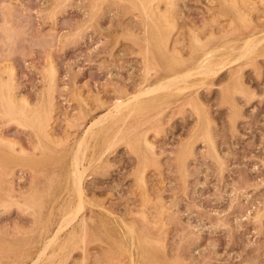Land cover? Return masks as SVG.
Wrapping results in <instances>:
<instances>
[{
    "label": "rangeland",
    "instance_id": "374dc122",
    "mask_svg": "<svg viewBox=\"0 0 264 264\" xmlns=\"http://www.w3.org/2000/svg\"><path fill=\"white\" fill-rule=\"evenodd\" d=\"M215 1L158 0L155 15L149 17L137 0H0V81L7 78L18 102L28 100L29 110L49 111L45 135L37 127L10 120L0 103V264H264V55L259 52L243 55L187 97L169 89L150 94L155 100L139 116L151 149L142 133H122L108 147L110 134L100 128L111 117L103 120L88 140L94 148L83 147L85 167L90 163L84 180L88 202L77 220L59 232L63 239L66 230L79 227L76 242L59 248L60 257V250L56 253L61 239L33 261L65 212L75 208L70 163L87 125L117 98L160 78L174 56L189 57L194 32L209 39L213 33L264 29V0ZM234 8L242 10L244 20ZM248 16L253 17L250 23ZM155 19L162 34L170 32L167 49L157 44L161 33L154 32ZM47 67L56 71L53 84ZM14 154H21V161ZM35 189L42 190L40 215L23 205ZM48 253L56 256L52 259Z\"/></svg>",
    "mask_w": 264,
    "mask_h": 264
},
{
    "label": "bare ground",
    "instance_id": "6f19581e",
    "mask_svg": "<svg viewBox=\"0 0 264 264\" xmlns=\"http://www.w3.org/2000/svg\"><path fill=\"white\" fill-rule=\"evenodd\" d=\"M59 1V0H58ZM130 1V0H129ZM158 0H137V2H138V4L142 7V9H143V11L147 14V16H152V15H155V10L154 9H156V2H157ZM167 1V0H166ZM216 1H219V0H216ZM216 1H215V4H216ZM226 1H228V0H226ZM242 1H244V0H242ZM251 1H254L253 3H255V0H251ZM260 1V0H259ZM134 2V1H133ZM229 2H231V1H229ZM232 2H233V0H232ZM261 2H262V0H261ZM219 3V2H218ZM234 3V2H233ZM232 3V4H233ZM133 4V3H132ZM131 4V5H132ZM167 4V3H166ZM222 4V3H221ZM230 5H231V3H229ZM235 4H236V2H235ZM242 5L244 4V6H245V3H241ZM240 4V5H241ZM247 4V3H246ZM252 4V3H251ZM136 5V4H135ZM170 5H173V4H170ZM176 5V4H175ZM214 5V4H213ZM219 5H220V3H219ZM132 6H134V4L132 5ZM137 6V5H136ZM160 6V5H159ZM212 6V5H211ZM251 6H253L254 7V4H252ZM165 7H167V6H165ZM249 7V6H248ZM176 8V7H175ZM174 8V9H175ZM245 8V7H244ZM252 8V7H251ZM250 8V9H251ZM167 10H170V9H172V8H170V9H168V8H166ZM212 9V8H211ZM216 9V8H215ZM220 9V8H219ZM236 8H234V11H238V15L240 14V16H238V18L240 17L241 18V20H244L243 19V17L244 16H242L241 15V9L240 8H237L236 10H235ZM253 9V8H252ZM251 9V10H252ZM173 10V9H172ZM171 10V11H172ZM176 10V9H175ZM174 10V11H175ZM217 10V9H216ZM246 10H248V9H246ZM141 11V10H140ZM253 11V10H252ZM157 12V11H156ZM159 12V11H158ZM160 12H162V11H160ZM160 12H159V14H160ZM173 12V11H172ZM215 12V11H214ZM247 12V11H246ZM164 14H165V12H163ZM174 13V12H173ZM176 13V12H175ZM237 13V12H236ZM245 13V12H244ZM250 13H251V11H250ZM146 14H144V16L146 15ZM166 14H168L167 12H166ZM169 14H171V12H169ZM246 14V13H245ZM244 14V15H245ZM262 14V13H261ZM157 15V14H156ZM162 15V18H163V14H161ZM172 15V14H171ZM212 15V14H211ZM210 15V16H211ZM222 15V14H221ZM255 15V14H254ZM263 15V14H262ZM165 16H167V15H165ZM170 16V15H169ZM168 16V17H169ZM209 16V17H210ZM143 17V16H142ZM146 17V16H145ZM145 17H143V20H144V18ZM156 17H158V16H156ZM159 17H161V16H159ZM158 17V18H159ZM213 17V16H212ZM212 17H210V18H212ZM216 17V16H215ZM226 17V16H225ZM245 17H246V15H245ZM257 16L255 15L254 16V18H256ZM167 18V17H166ZM214 18V17H213ZM213 18H212V20H213ZM237 18V17H236ZM247 18H249V16L247 17ZM253 18V17H252ZM251 18V19H252ZM260 18H262V17H260ZM165 19V18H164ZM163 19V22L165 23V20ZM169 19H170V17H169ZM168 19V20H169ZM230 19H231V17H230ZM246 19V18H245ZM251 19L249 18V20L250 21H248V20H246L247 22H251ZM263 19V18H262ZM161 20V19H160ZM167 20V21H168ZM178 20V19H177ZM207 20H208V18H207ZM209 20H211V19H209ZM208 20V21H209ZM232 20H233V18H232ZM255 20V19H254ZM142 21V20H141ZM166 21V22H167ZM170 21H172V20H170ZM194 21V20H193ZM221 21V20H220ZM152 22V21H151ZM153 22H154V28H155V30H154V32H159L160 31V35L157 37V40H158V46H160V47H165L166 49L168 48V42H169V35H170V32H169V30H166V32H165V34H162V32H161V27L159 26V24H158V19H155V20H153ZM160 22H162V20L160 21ZM178 22V21H177ZM214 22V21H213ZM223 22V21H222ZM227 22V21H226ZM234 22V21H233ZM171 23V22H170ZM192 23V22H191ZM208 23V22H207ZM221 23V22H220ZM232 23V22H231ZM258 23V22H257ZM203 24V23H202ZM201 24V25H202ZM206 24V23H205ZM209 24V23H208ZM229 24V23H228ZM240 24V23H239ZM243 24V23H242ZM148 25V24H147ZM162 25V24H161ZM166 25V24H165ZM177 25V24H176ZM192 25V24H191ZM210 25V24H209ZM214 25V24H213ZM225 25V24H224ZM223 25V26H224ZM171 26H172V24H171ZM195 26V25H194ZM206 26V25H205ZM216 26V25H215ZM219 26V25H218ZM256 26V25H255ZM180 27V26H179ZM145 28V27H144ZM191 29H194V28H192V27H190ZM198 28V27H197ZM202 29L204 28V25H203V27H201ZM150 29V28H149ZM180 29V28H179ZM196 29V28H195ZM205 29H206V27H205ZM211 29V28H210ZM216 29V28H215ZM218 29V28H217ZM216 29V30H217ZM151 30V29H150ZM182 30V29H181ZM220 30V29H219ZM222 30V29H221ZM225 30V29H224ZM146 31V30H145ZM144 31V32H145ZM177 31V30H176ZM190 30H188V32H189ZM202 31V30H201ZM205 31V30H204ZM150 32V31H149ZM152 32V31H151ZM178 32V31H177ZM183 32V31H182ZM193 32V31H192ZM200 32V31H199ZM211 32V31H210ZM219 32V31H218ZM191 33V32H190ZM189 33V34H190ZM205 33V32H204ZM152 34V33H151ZM207 34V33H206ZM209 34H211V33H209ZM192 35V34H191ZM204 36H206V35H204ZM207 36H209V35H207ZM173 37V36H172ZM191 37H193L192 39V45H191V47H192V50H191V53H190V56L189 57H187V58H185V57H183L181 54H178V56L176 57V56H174V58H173V60H174V62L172 63V65H170V64H168V65H170V67H168L169 68V70L168 71H166L164 74H162L161 76H160V78H158L157 80H155V81H153V82H151V83H149V84H147L146 86H143V87H140L139 89H137L135 92H133V93H129V94H126V95H124V97H119V98H117L116 99V101L109 107V108H107L106 109V111H105V113H103V114H99V115H101V116H99V117H96L95 119H93L88 125H87V128L85 129V131H84V133H83V135H81V137H80V139H78L77 140V144H76V150L74 151V154H73V158H72V162L70 163L71 165H70V176H71V186H72V189L76 192L75 194H77V202H76V205L74 204V203H72V204H74L75 206V208H74V210H72V211H70V207H69V209H68V207L66 208V209H68L67 211L69 212V213H67V212H65L66 214H67V216H65V218H64V220H62V222H61V220H60V222H61V224H60V222L58 223V225H60V226H58V229L55 231V232H53V234H51V236H49L47 239H45L44 241H43V243L41 244L42 246H41V248H40V250H39V252H38V254H37V258H35L36 260H33L34 262L36 261L37 262V260H39V259H41V258H43V256L45 255V253H46V251H47V249L50 247V246H52V245H54L55 243H56V246H57V242H59L62 238H60V234H59V232L61 231V229L62 228H65V226H67V225H69L73 220H75L76 219V217L78 216V214L80 213V212H82V210L84 209V207H85V204H86V202H88V201H86V199H85V188H84V180H85V170H86V167H88L89 165L88 164H90V163H88L87 165H86V167H85V163H84V161H85V159H86V157H87V155H86V153H85V149H83V147L86 145V148L87 147H90L89 146V141L88 140H90V138H91V135H93V133L96 131V127L99 125V124H101L102 123V121L103 120H106V118L107 117H111L110 119V121L108 122V123H106V124H104L100 129H101V131L104 133V134H107V135H109L110 134V136H109V139H108V147H112L113 145H115L117 142H118V140L122 137V133H124V134H127V135H132V134H141L142 132L140 131V125H141V123H142V119H140V114H142V113H144V110L147 108L146 107V104L147 103H149V102H151V101H154L155 99H153L152 98V100H151V98H149V96H151V95H153L152 93L155 91L156 92V90H157V92H158V90H161V89H163V91H164V89L166 90V89H169V90H172L174 93H176V94H181L182 96H184V97H187V96H189L192 92V90L191 89H193L194 87H196V86H201L202 84H205L206 83V81L208 80V78L210 77V78H214V77H216V76H218V75H220L222 72H223V70L225 69V68H228L229 67V64H231V63H233V62H237L239 59L241 60V58H243L244 56H245V54H246V57L247 56H249V54L252 52H259L260 54H263L264 55V29H262V30H259V29H252V30H249V31H245V30H241V31H236V32H234V33H222V34H220V35H217V34H215V33H213V34H211L210 35V37L211 38H209V39H203L202 37H200V35L198 34V33H193V36H191ZM185 38V37H184ZM214 38H216V40L215 41H213L212 42V40L214 39ZM144 39V38H143ZM143 39H141V40H143ZM150 39H151V37H150ZM145 40V39H144ZM182 40H183V38H182ZM190 40H191V38H190ZM175 41H177V40H175ZM175 41H173V42H175ZM171 42H172V40H171ZM185 42V41H184ZM191 42V41H190ZM190 42H188V44L190 43ZM146 43V42H145ZM149 43V42H148ZM175 44H177V43H175ZM179 44V43H178ZM177 44V45H178ZM180 44H182V43H180ZM174 45V44H173ZM182 46V45H181ZM171 47V46H170ZM189 47V46H188ZM183 48H184V45H183ZM160 49V48H159ZM179 49V48H178ZM181 49V48H180ZM174 50H176V49H174ZM152 51V50H151ZM182 51V50H181ZM180 50H179V52H181ZM177 52V51H176ZM179 52H177V53H179ZM248 53V54H247ZM146 54V53H145ZM232 54H238L237 55V57L236 58H234V59H230L229 57H230V55H232ZM240 55V56H239ZM244 55V56H243ZM163 56V55H162ZM185 56V55H184ZM243 56V57H242ZM241 57V58H240ZM169 58V57H168ZM245 58V57H244ZM258 59V58H257ZM6 62V64H7V61H5ZM154 62V61H153ZM53 63V62H52ZM156 63V62H155ZM51 64V63H50ZM154 64V63H153ZM2 66H3V64H1ZM158 65V64H157ZM50 66V65H49ZM159 67V66H158ZM231 67V66H230ZM48 68L50 69V67H47V73H48V76H49V80H50V84H53V81H54V75H55V73H56V71H54V69L51 67V69L48 71ZM146 68V67H145ZM151 68V67H150ZM160 68V67H159ZM259 68V67H258ZM4 69V68H3ZM6 70V69H5ZM145 70V69H144ZM166 70V69H165ZM13 71V70H12ZM1 72V71H0ZM5 72V71H4ZM163 72V71H162ZM230 72H231V70H230ZM46 73V74H47ZM145 73V72H144ZM147 73V75L149 74V72H146ZM239 73V72H238ZM153 74V73H152ZM231 75V74H230ZM3 77V76H2ZM7 77V76H6ZM10 77V76H9ZM12 77V76H11ZM145 77V76H144ZM44 78H45V76H44ZM3 79V78H2ZM6 80H2V81H0V98H1V101H0V103H1V108H2V111H3V113L6 115V116H8V117H10V120L12 119V120H15V121H17L18 123H20V124H18V125H21V124H23V125H32V126H34V127H37L38 129H40L45 135H48V130H47V127H48V124H49V111H48V109L47 108H44V109H42L41 108V106H43V104L41 105L40 104V108H41V110H29L28 109V107H27V105H28V103L29 102H27L28 100H24L23 101V99L24 98H22V100L21 101H19L18 102V100H17V98L15 97V95H14V93H13V87H12V84L9 82V80L7 79V78H5ZM144 79V78H143ZM1 80V79H0ZM8 80V81H7ZM232 80H233V78H232ZM149 81V80H148ZM242 81V80H241ZM12 82V81H11ZM47 83V82H46ZM45 83V84H46ZM143 85V84H142ZM50 86V85H49ZM53 86V85H52ZM141 86V85H140ZM50 88V87H49ZM52 88H54V87H52ZM230 88H232V86L230 87ZM17 89V88H16ZM226 89V91L229 89V86L227 87V88H225ZM233 89V88H232ZM231 89V90H232ZM196 90V89H195ZM54 91V90H53ZM125 91H127V90H125ZM163 91H161V93L163 92ZM171 91V92H172ZM233 91V90H232ZM48 92V91H47ZM47 92H44V93H47ZM154 92V93H155ZM15 93H17V92H15ZM125 93V92H124ZM126 93H128V92H126ZM159 93H160V91H159ZM166 93V92H165ZM226 93V92H225ZM151 94V95H150ZM231 94H232V92H231ZM230 94V95H231ZM18 95V94H17ZM98 95V94H97ZM97 95H96V97H97ZM164 95V94H163ZM197 95V94H196ZM202 95V94H201ZM227 95V94H226ZM51 96H52V94H51ZM157 96V95H156ZM21 97V96H20ZM25 97V96H24ZM42 97V96H41ZM44 97V96H43ZM48 97V96H47ZM81 99H84L83 97H81V95L79 96ZM162 97H164V96H162ZM198 97V96H197ZM98 98H100V96L98 97ZM199 98V97H198ZM26 99V98H25ZM48 99H49V97H48ZM188 99V98H187ZM52 100V99H51ZM51 100H50V102H51ZM96 100V99H95ZM99 100V99H98ZM200 100V99H199ZM23 101V104H20L21 102ZM43 101V100H42ZM82 101V100H81ZM48 102V101H47ZM56 102V101H55ZM54 102V103H55ZM44 103V102H43ZM53 103V102H52ZM83 104H84V102H82ZM98 103H99V101H98ZM203 103V102H202ZM204 104V103H203ZM54 105V104H53ZM90 105V104H89ZM84 106H86V105H84ZM84 106H82V107H84ZM97 106V105H96ZM101 106V105H100ZM106 106V105H105ZM34 107V106H33ZM37 107V106H36ZM56 107V106H55ZM203 107H204V105H203ZM38 108V107H37ZM53 108V107H52ZM51 108V109H52ZM85 109H86V107H84ZM99 108V107H98ZM195 108L198 110V111H200L199 110V107L197 106H195ZM94 109H95V107H94ZM53 110V109H52ZM100 110V109H99ZM149 110V109H148ZM205 110V109H204ZM53 112V111H52ZM81 112V111H80ZM88 112V111H87ZM174 112V111H173ZM202 112V111H201ZM89 113V112H88ZM166 114V113H165ZM207 114V113H206ZM205 114V115H206ZM204 115V114H203ZM55 115L53 114V117H54ZM83 116V115H82ZM98 116V115H97ZM207 116V115H206ZM76 117V116H75ZM209 117V116H208ZM203 118H205L206 119V117H203ZM131 119V120H130ZM199 120V119H198ZM68 121V120H67ZM89 121V120H88ZM163 122V121H162ZM204 122L205 123H207V121L206 120H204ZM15 123V122H14ZM68 123V122H67ZM165 123V122H164ZM203 123V122H202ZM70 124V123H69ZM204 124V123H203ZM71 125H73V124H71ZM102 125V124H101ZM22 126V125H21ZM151 126V125H150ZM29 127V126H28ZM31 127V126H30ZM37 129V130H38ZM77 129V128H76ZM211 130V129H210ZM100 131V132H101ZM147 131V130H146ZM145 130H144V132L142 133V135H141V139L143 140V142L148 146V147H150V149H151V147H152V142L150 141V139L146 136V134H145V132H146ZM150 131V130H149ZM195 131V130H194ZM193 131V132H194ZM201 131H202V129H201ZM1 132V131H0ZM50 132V131H49ZM52 132H53V130H52ZM52 132H50V133H52ZM192 132V133H193ZM2 133V132H1ZM54 133V132H53ZM147 133V132H146ZM156 133V132H155ZM55 134V133H54ZM97 134H98V132H97ZM202 134H204V133H202ZM50 135V134H49ZM37 136V135H36ZM43 136V135H42ZM205 136V135H204ZM209 136V135H208ZM55 137V136H54ZM59 137V136H58ZM62 137V136H61ZM67 137V136H66ZM53 138V137H52ZM57 138V137H56ZM64 138H65V136H64ZM132 138H134V136L132 137ZM198 138V137H197ZM207 138V137H206ZM205 138V139H206ZM1 139V138H0ZM3 139V138H2ZM6 139V138H5ZM9 139V138H8ZM45 139V138H44ZM63 139V138H62ZM141 139H139V140H141ZM7 140V139H6ZM39 140V139H38ZM71 140V139H70ZM95 140V139H94ZM138 140V141H139ZM49 141V140H48ZM48 141H47V143H48ZM59 141V140H58ZM62 141V140H61ZM65 141H66V139H65ZM73 141H75V139L73 140ZM133 141V140H132ZM194 141V140H193ZM195 141H196V139H195ZM15 142V141H14ZM55 142V141H54ZM60 142V141H59ZM72 142V141H71ZM215 142V141H214ZM19 143V142H18ZM38 143H39V141H38ZM51 143V142H50ZM57 143V142H56ZM194 143V142H193ZM209 143V142H208ZM17 144V143H16ZM15 144V145H16ZM59 144H61V143H59ZM73 144H74V142H73ZM72 144V145H73ZM94 144V143H93ZM92 144V145H93ZM127 144V143H126ZM11 147H13V143L11 142L10 144H9ZM44 145V144H43ZM72 145H70V146H72ZM191 145V144H190ZM33 146H34V144H33ZM49 146V145H48ZM91 147H93V146H91ZM90 147V148H91ZM132 147V146H131ZM155 147V146H154ZM20 148H23V147H20ZM94 148V147H93ZM96 148H97V145H96ZM213 148V147H212ZM14 149V148H13ZM88 149V148H87ZM92 149V148H91ZM108 149V148H107ZM106 149V150H107ZM133 149V148H132ZM186 149V148H185ZM215 149V148H214ZM213 149V150H214ZM19 150H21V149H19ZM24 151H25V149H23ZM23 150H21V151H23ZM5 151V150H4ZM23 151V152H24ZM70 151H72L71 149H70ZM69 151V152H70ZM137 151V150H136ZM187 151V150H186ZM0 152H1V150H0ZM37 152V151H36ZM42 152V151H41ZM88 152V151H87ZM94 152V151H93ZM93 152L91 153V155L93 154ZM105 152V151H104ZM141 152V151H140ZM1 153H3V152H1ZM10 153V152H9ZM12 153V152H11ZM10 153V154H11ZM21 153V152H20ZM45 153V152H44ZM102 153V152H101ZM4 154H8V153H4ZM3 154V155H4ZM17 154V153H16ZM16 154H14V156L16 155ZM37 154H39V153H37ZM68 154V153H67ZM90 154V153H89ZM156 154V153H155ZM158 154V153H157ZM20 155V157H22V155L21 154H19ZM59 155V154H58ZM186 155V154H185ZM8 156H10L8 159H10L11 157H13V156H11V155H9L8 154ZM24 156V155H23ZM35 156V155H34ZM34 156H33V158H34ZM57 156V155H56ZM61 156V155H60ZM62 156H64L63 154H62ZM69 156V155H68ZM101 156V155H100ZM1 157V156H0ZM18 158V157H16L15 156V158H17V159H20V161H21V159L22 158ZM107 157V156H106ZM138 157H139V154H138ZM152 157V156H151ZM4 158V157H3ZM14 158V159H15ZM25 158V157H24ZM27 158H28V156H27ZM26 158V159H27ZM89 158H91V157H89ZM89 158H87V159H89ZM100 158V157H99ZM1 159H2V157H1ZM6 159V158H5ZM12 159V158H11ZM30 160L32 159V157H30L29 158ZM28 159V160H29ZM51 159H53V157L51 158ZM55 159V158H54ZM57 159V158H56ZM92 159V158H91ZM91 159H89V160H91ZM94 159V158H93ZM107 159V158H106ZM40 160V159H39ZM71 160V159H70ZM89 160L87 161V162H89ZM2 161H3V159H2ZM16 161V160H15ZM27 161V160H26ZM91 161H93V160H91ZM90 161V162H91ZM182 161H183V159H182ZM6 162V161H5ZM11 162V161H10ZM28 162V161H27ZM30 162V161H29ZM31 162H33L32 160H31ZM31 162L29 163V164H31ZM67 162V161H66ZM86 162V163H87ZM7 163V162H6ZM6 163H5V166H6ZM4 164V163H3ZM10 164V163H9ZM8 164V165H9ZM35 164H37L38 165V163H35ZM66 164V163H65ZM0 165H2V162L0 163ZM36 165V166H37ZM107 165V164H106ZM184 165H185V163H184ZM10 166H11V164H10ZM41 166H43L44 167V165H41ZM45 166H46V164H45ZM62 166V165H61ZM69 167V166H68ZM67 167V168H68ZM94 167V166H93ZM57 168V167H56ZM184 168V167H183ZM46 170V169H45ZM48 170V169H47ZM67 170V169H66ZM32 171V170H31ZM49 171V170H48ZM63 171H64V169H63ZM63 171H62V173H63ZM89 171V170H88ZM50 172V171H49ZM67 172V171H66ZM68 174V173H67ZM64 175V174H63ZM41 176H42V174H41ZM60 176H61V174H60ZM59 176V177H60ZM8 177H10V175L8 176ZM34 179V178H33ZM32 179V180H33ZM59 179V178H58ZM63 179V178H62ZM68 179H69V176H68ZM5 180V179H4ZM70 180V179H69ZM53 181V180H52ZM66 181V180H65ZM58 185H59V183L58 182H56ZM142 183H144L143 181H142ZM141 183V184H142ZM5 184V183H4ZM8 184V183H7ZM42 184V183H41ZM40 184V185H41ZM2 185V184H1ZM56 185V184H55ZM54 185V186H55ZM62 185H64V184H62ZM6 186V185H5ZM42 187H43V185H41ZM144 187H145V184L143 185ZM7 187H8V185H7ZM60 187V186H59ZM59 187H57V188H59ZM12 188V187H11ZM8 189V188H7ZM15 189V188H14ZM13 189V190H14ZM53 189V188H52ZM56 189V188H55ZM61 189V188H60ZM71 189V190H72ZM11 190V189H10ZM12 190V191H13ZM16 190V189H15ZM32 190V189H31ZM51 191H53V190H51ZM57 191V190H56ZM41 192H42V190H33V192L31 193V194H29V195H27L25 198H24V202H23V205H27L28 206V208L29 207H32V208H34V209H36L35 211L37 212V213H39L38 215H40V213H41V208L43 207V202H42V195H41ZM70 192V191H69ZM72 192V191H71ZM86 192H87V190H86ZM47 194H50V193H47ZM52 194V193H51ZM73 193H71L70 195H72ZM11 195V194H10ZM52 195H54V194H52ZM51 195V196H52ZM64 195V194H63ZM86 197H88V196H86ZM47 198H48V196H47ZM53 198V197H52ZM68 198H69V196H68ZM72 197H70V199H71ZM9 199H11V198H9ZM18 199V198H17ZM56 199H58V197H56ZM48 200V199H47ZM61 200V202H62V199H60ZM73 199H71V201H72ZM52 201V200H51ZM66 201H67V198H66ZM69 201V200H68ZM68 201H67V203L66 204H71V203H68ZM145 203V202H144ZM50 204V203H49ZM59 204V203H58ZM60 205V204H59ZM58 205V206H59ZM105 205V204H104ZM57 206V207H58ZM64 206V205H63ZM63 206H61L62 207V210H63V208L65 209V207H63ZM66 206V205H65ZM73 206V205H72ZM132 206V205H131ZM10 207V206H9ZM99 207V206H98ZM133 207H134V205H133ZM136 207V206H135ZM26 208V207H25ZM49 208V207H48ZM107 208V207H106ZM129 208H132V207H129ZM49 209H52V208H49ZM48 209V210H49ZM87 209V208H86ZM105 209V208H104ZM133 209H135V208H133ZM47 210V209H46ZM60 210V209H59ZM107 210V209H106ZM29 211V210H28ZM57 211V210H56ZM64 211H66V210H64ZM87 211V210H86ZM108 211V210H107ZM126 211V210H125ZM55 212V211H54ZM111 212V211H110ZM143 212V211H142ZM31 213V212H30ZM59 213V212H58ZM91 213H93V212H91ZM46 213H44V215H45ZM97 214V213H96ZM124 214H126V213H124ZM135 214H137V213H135ZM149 214V213H148ZM113 215V214H112ZM129 215V214H128ZM127 215V216H128ZM140 215V214H139ZM56 216V215H55ZM63 216V217H64ZM82 216H84V215H82ZM125 216V215H124ZM155 216V215H154ZM45 217V216H44ZM43 217V218H44ZM85 217V216H84ZM107 217V216H106ZM118 217V216H117ZM143 217V216H142ZM150 217H152V215L150 216ZM43 218H41L42 220H43ZM79 218V217H78ZM114 218V217H113ZM118 218H121V217H118ZM153 218V217H152ZM35 219V218H34ZM142 219V218H141ZM77 220V219H76ZM84 220V219H83ZM143 220V219H142ZM116 221V220H115ZM121 221L122 222H124L122 219H121ZM144 221V220H143ZM80 222V221H79ZM82 222V221H81ZM84 222V221H83ZM120 222V221H119ZM118 222V223H119ZM121 222V223H122ZM131 222V221H130ZM35 223V222H34ZM44 223V222H43ZM102 223V222H101ZM148 223V222H147ZM41 224V223H40ZM153 224V223H152ZM38 225V224H37ZM57 225V224H56ZM76 225V224H75ZM74 225V226H75ZM80 225V224H79ZM82 225V224H81ZM110 225V224H109ZM114 225V224H113ZM48 226V225H47ZM71 226V225H70ZM157 226V225H156ZM56 227V226H55ZM78 227V226H77ZM84 227V226H83ZM120 227V226H119ZM124 227V226H123ZM68 228V227H67ZM79 228V227H78ZM78 228L76 229V227L72 230V228H71V232H66L65 231V233H67L66 234V236L61 240L62 242H60L59 243V245H62V246H58V249H57V253H58V250H60L59 248H65V246H66V244H68L69 242H73V243H75L76 242V238H77V235H79V233L77 232V230H78ZM38 229V228H37ZM43 229V228H42ZM117 229V228H116ZM121 229V228H120ZM39 230H40V227H39ZM79 230H80V228H79ZM78 230V231H79ZM64 231V230H63ZM38 232V231H37ZM36 232V233H37ZM121 232H122V230H121ZM34 233V232H33ZM39 234V233H38ZM38 234L36 235V236H38ZM63 234H64V232H63ZM125 234V233H124ZM48 235V234H47ZM46 235V236H47ZM122 235V234H121ZM29 236V235H28ZM33 236V235H32ZM63 236V235H62ZM61 236V237H62ZM86 236V232H84V230H82V233H81V235H80V237L81 238H84ZM124 236V235H123ZM25 238V237H24ZM41 238H39L38 240H40ZM118 239V238H117ZM119 239H120V237H119ZM137 239V238H136ZM2 240V239H1ZM43 240V239H42ZM81 242L83 243V240L81 239ZM32 243H33V241H32ZM81 243V244H82ZM37 244V243H36ZM126 244V243H125ZM141 244H142V242H141ZM24 245V244H23ZM39 245V244H38ZM151 245V244H150ZM21 246V245H20ZM146 246V245H145ZM155 246V245H154ZM161 246H164V245H161ZM36 247V246H35ZM148 247H149V245H148ZM15 248H16V246H15ZM52 248V247H51ZM53 248H54V246H53ZM156 249H157V246L155 247ZM160 248V247H159ZM19 249V248H18ZM17 249V250H18ZM37 249V248H36ZM127 249V248H126ZM146 249V248H145ZM147 249H149V248H147ZM68 250V248H66V250H64V252L65 251H67ZM151 250V249H150ZM149 250V251H150ZM162 250V249H161ZM18 251H20V250H18ZM52 252H53V250H51ZM123 251V250H122ZM142 251V250H141ZM148 251V250H147ZM148 251V252H149ZM156 251H158V250H156ZM55 252H56V250H55ZM54 252V253H55ZM61 252V250L59 251V253ZM153 251H151V253H152ZM160 252H163V251H160ZM54 253H48L50 256H52V255H55ZM56 253V255H59V253L57 254ZM144 253V252H143ZM155 253H157V252H155ZM154 253V254H155ZM36 254V253H35ZM70 254V253H69ZM150 254V253H149ZM153 254V255H154ZM158 254V256H159V253H157ZM23 255V254H22ZM34 255V254H33ZM55 255V256H56ZM118 255V254H117ZM144 255V254H143ZM146 255V254H145ZM152 255V256H153ZM164 255H165V253H164ZM8 256V255H7ZM14 256V255H13ZM32 256V255H31ZM55 256H54V258H55ZM132 256V255H131ZM157 256V257H158ZM3 257V256H2ZM24 257V256H23ZM60 257H62V254L60 253ZM64 257H67V255H64L63 256V258ZM149 257H151L150 255H149ZM166 257V256H165ZM166 258H168V257H166ZM165 258V259H166ZM33 259V258H32ZM48 259H50L49 257H47V260ZM52 259H53V256H52ZM58 259V258H57ZM149 259V258H148ZM162 259H163V256H162ZM31 260V259H30ZM46 260V261H47ZM64 260H65V258H64ZM63 260V261H64ZM160 260V259H159ZM164 260V259H163ZM32 261V262H33ZM41 262V261H40ZM44 262H45V260H44ZM47 262H49V261H47ZM56 262V261H55ZM54 262V263H55ZM131 263H132V257H131V261H130ZM147 262V261H146ZM159 262V261H158ZM173 262V261H172ZM29 263V262H28ZM43 263V262H42ZM42 263H40V264H42ZM52 263V262H51ZM161 263V262H160ZM33 264V263H32ZM36 264V263H35ZM44 264V263H43ZM48 264V263H47ZM56 264H58V263H56ZM63 264V263H62ZM129 264V263H128ZM147 264V263H146ZM152 264H153V262H152ZM164 264V263H163Z\"/></svg>",
    "mask_w": 264,
    "mask_h": 264
}]
</instances>
